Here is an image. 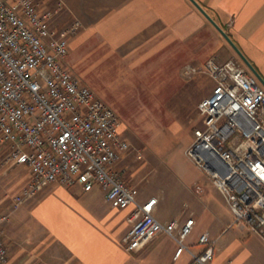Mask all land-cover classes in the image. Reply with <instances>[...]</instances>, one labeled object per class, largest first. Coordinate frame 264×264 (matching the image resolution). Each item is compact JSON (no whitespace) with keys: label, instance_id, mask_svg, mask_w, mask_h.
<instances>
[{"label":"built area","instance_id":"obj_1","mask_svg":"<svg viewBox=\"0 0 264 264\" xmlns=\"http://www.w3.org/2000/svg\"><path fill=\"white\" fill-rule=\"evenodd\" d=\"M59 10H44L35 0H0V141L9 148L5 163L28 172L15 204L48 184L98 187L113 207H132L123 239L128 251L165 232L178 243L177 260L189 252L185 239L194 219L177 229L176 221L162 224L154 217L156 198L136 200L125 172L117 169L130 148L118 116L63 64L68 36L80 23L53 28ZM198 71L214 87L198 105L202 124L185 153L229 205L234 215L229 228L264 240V86L237 59L219 63L212 57ZM4 220L0 217V264H11ZM199 243L202 252L190 253L188 264H212L216 239L203 233Z\"/></svg>","mask_w":264,"mask_h":264},{"label":"crops","instance_id":"obj_2","mask_svg":"<svg viewBox=\"0 0 264 264\" xmlns=\"http://www.w3.org/2000/svg\"><path fill=\"white\" fill-rule=\"evenodd\" d=\"M195 1L227 33L264 80V0ZM43 2L44 5L60 8V16L65 14L70 20L67 27L74 22L80 23V27L68 36L69 51L63 64L76 78L83 76L82 71L86 70L89 83L80 82L95 94L90 84L111 85L120 82L126 70L132 74L136 69L142 71L140 75L144 78H153L159 70H165L168 77L175 79L176 71L185 63L203 67L212 57L219 63L230 59L240 60L191 0ZM56 17L52 20V27L60 31L66 29V26L59 28L55 25ZM122 129L120 122L119 132ZM128 151L117 166L127 157ZM213 188L220 193L216 187ZM92 190L85 191L80 185L67 187L48 184L12 209L1 225L9 262L188 264L190 253L199 254L204 248L199 243L201 234L208 233L217 241L218 236L210 234L214 228L225 232L236 227L229 228L234 215L227 202L228 218L219 215L207 197L202 199L204 204L207 203L206 207L189 213H186L187 209L177 207L171 216L161 218L159 213H155L159 202L165 200L151 196L148 199H157L153 215L160 223L176 221L178 229L187 219H194L193 230L185 239L189 252L184 251L175 260L178 243L165 232L128 251L123 239L131 228L127 218L132 207L115 208L104 196ZM236 228L251 234L247 229ZM214 258L212 264L223 263L221 259L214 261ZM245 259L230 264H244Z\"/></svg>","mask_w":264,"mask_h":264},{"label":"rangeland","instance_id":"obj_3","mask_svg":"<svg viewBox=\"0 0 264 264\" xmlns=\"http://www.w3.org/2000/svg\"><path fill=\"white\" fill-rule=\"evenodd\" d=\"M35 1L42 9L57 8L44 5L43 0ZM58 13L55 25L67 27L70 20L65 14L60 16L61 10ZM201 68L185 63L176 71L175 79L165 70H159L153 78L141 77L142 71L137 69L134 74L126 70L120 82L89 85L116 113L124 128L120 132L130 143L127 157L117 169L125 172L137 201L144 202L151 196L164 198L155 213L161 218L171 216L177 207L187 209L186 213L206 207L203 197L210 199L223 218L229 216L226 201L185 153L195 129L202 124L198 105L214 87L213 80L198 71ZM82 72L77 79L89 83L87 71ZM8 153V145L0 141V217L5 219L17 206L14 198L28 177L25 168L5 163ZM197 187L203 192L198 193ZM92 191L105 198L100 188ZM210 234L218 236L214 261L230 264L246 257L244 264H264V240L255 233L248 235L233 227L225 232L214 228Z\"/></svg>","mask_w":264,"mask_h":264},{"label":"water","instance_id":"obj_4","mask_svg":"<svg viewBox=\"0 0 264 264\" xmlns=\"http://www.w3.org/2000/svg\"><path fill=\"white\" fill-rule=\"evenodd\" d=\"M191 2L203 13V15L214 25V27L219 31V33L225 38V40L230 44V46L237 53L238 57L242 61V63L252 72V74L259 80V82L264 86V80L258 74V72L254 69L251 63L247 60V58L243 55V53L238 49V47L234 44L231 38L227 35V33L219 27V25L206 13V11L195 1L191 0Z\"/></svg>","mask_w":264,"mask_h":264}]
</instances>
